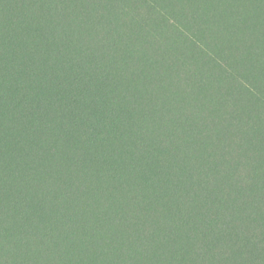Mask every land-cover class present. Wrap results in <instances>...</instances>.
<instances>
[{"label":"trees","instance_id":"16d2710c","mask_svg":"<svg viewBox=\"0 0 264 264\" xmlns=\"http://www.w3.org/2000/svg\"><path fill=\"white\" fill-rule=\"evenodd\" d=\"M15 2L19 13L14 12L13 0H0V53L13 54L10 48L16 46L29 65L0 64V264H141L145 251L147 256L156 252L159 260L168 249L162 236L152 233L153 202L139 198L131 183L132 169L144 156L150 169L155 166L167 175L162 193L172 198L179 199L183 188L191 187L195 154L186 152V176L179 179L159 155L179 153L172 146L173 137L200 132L214 94L219 108L233 111L235 107L228 86L220 89L210 81V66L202 71L204 80L199 78L201 70L193 56L203 51L209 64L233 75L231 55L244 53L245 31H252L253 25L256 30L264 19V11L260 12L264 4L259 0H42L48 18L38 30L50 31L57 40L47 49L25 26L26 16L39 12L38 1ZM37 27L31 26L32 31ZM261 34L256 30L259 41L251 37L256 48L251 64L236 63L247 80L258 48L264 53ZM40 75L42 86L37 85ZM262 79L258 74L251 77L260 93ZM99 81L106 83L101 92L94 87ZM183 105L188 112L179 114ZM28 109L41 125L32 141L21 139L17 127L6 120L18 119ZM195 116L198 124L189 126L187 120ZM216 116L208 114L207 123ZM157 123L170 134L160 136ZM79 128L81 141L100 144L103 162L91 148L72 144L78 140ZM119 135L133 138L131 164L123 167L113 155ZM62 138H69L65 145L71 144L72 152L51 145ZM83 147L92 153L85 173L94 184L72 172L70 162L78 158L74 148ZM209 148L205 146V159L210 158ZM11 152L17 162L9 164L6 157ZM28 152L39 166L37 171L23 158ZM27 171L25 183H9V175ZM202 176L196 175L198 181L194 176V181L203 186L207 178ZM35 206L41 209L43 226L38 224ZM176 227L172 224L164 234L169 232L175 240ZM61 246L69 247L70 255H62ZM17 248L23 252L21 263Z\"/></svg>","mask_w":264,"mask_h":264},{"label":"rangeland","instance_id":"374dc122","mask_svg":"<svg viewBox=\"0 0 264 264\" xmlns=\"http://www.w3.org/2000/svg\"><path fill=\"white\" fill-rule=\"evenodd\" d=\"M36 1H38L39 12L36 16L33 14L26 16L28 23L25 22V26L30 29V33L34 34L35 40L38 39L44 47L50 49L57 44V40L50 31L41 28V30H38V25L45 23L48 15L41 2L42 0ZM259 2L264 4V0H259ZM13 6L14 12L19 13L15 0H13ZM248 7V11H250L253 5L249 4ZM263 11L264 9L260 12L262 13ZM34 25L38 27L32 31L31 26L33 27ZM250 29L245 31L248 43L244 53H232L231 55L234 67L233 75H231L232 73H227L224 67L218 64H209V58L203 51L193 56L199 71L201 70V75H198L199 78L204 80L203 70L205 67L210 66L212 69L209 75L211 77L210 81L216 83V86L220 89L228 86L229 95L235 107L233 111L229 108L227 111H224V108H219L221 106H219V102L217 104V95L214 94L212 104L210 103L211 106L209 104L205 108L206 116L202 120L203 127H201L200 132L193 136L173 137L172 146L177 150L179 149V153L177 151L174 154L173 150H171L166 152V154L159 155V159L163 160L164 166L172 167L173 175L179 179L186 176L183 168L184 164L187 163L185 159L188 154L186 152L188 150L193 152L195 154L193 159L195 169L192 173L191 181L193 182L190 183L191 187L187 185L186 188H183L179 199L163 194L164 179L167 175L163 171L159 172L155 166L150 169L148 160L144 156L143 159H140L137 166L132 169L133 181H131L130 177L126 178L131 181L141 200L153 202L154 209L151 213L154 226L152 233L156 237L162 236L164 247L168 249L166 255L159 260L158 258L155 259L158 256L156 252L147 256L149 253L145 251L140 261L142 262L141 264H166V261H170L171 264H264L263 48H258V57L253 62L255 65H253L254 68H251L252 73L250 74V80L251 77L254 79L257 74L260 79L263 78L262 93L257 91L252 80L241 77L238 69V65L242 63L249 65L254 59L251 55L256 48L251 41V37L255 35V39L259 41L256 36V30H259L262 32L261 36H259L261 38L260 41L262 40L264 37V19L258 21L256 30H254V25L252 27L253 30L250 31ZM10 49L13 54L6 50L0 53V64H5L11 68H13L12 66L29 65L26 56H20L16 46ZM41 54L40 57L43 58V53ZM42 58H40L41 61L44 60ZM182 59L187 62L189 57L182 55ZM236 63L238 64L237 66ZM40 77L42 78L37 81L38 86L43 84L44 77L42 75ZM4 79L2 76L1 80L4 81ZM11 84L12 82L9 81L8 85ZM105 84L99 81L94 84V87L98 92H101L104 90ZM209 93L212 98V92ZM185 104L186 102L184 101ZM184 105L181 107L179 114L188 112ZM215 105H217L218 109L213 111V106ZM212 112L217 116L214 117V121L211 120L210 123V120H208L207 123V115H212ZM181 117L184 116L182 115ZM197 119V116L188 119L189 126L192 122L197 125ZM6 120L17 127V134L23 140L32 141L35 139V134L39 132L40 124L33 118L30 109L23 111L22 116L18 119L10 120L7 117ZM212 123L213 125L209 126ZM183 124L181 121V125ZM154 126L159 130L160 136H168L170 134L168 129L160 128L158 123ZM79 131L80 128L76 132L78 140L74 139L72 144H81L91 148L96 157L99 160L101 158V162H103L104 158L102 156L104 152H100V144L95 142L88 144L85 141H81L78 134ZM60 132L64 133L63 130H60ZM117 138L118 141L116 148L113 150V155L123 167L126 163L131 164L129 151L133 149V138L124 135H119ZM68 140L69 138H62L51 145H59L60 151L69 153L72 152L73 147L71 144L65 145ZM260 143L262 144L261 147L259 146ZM152 144L154 145L155 143ZM206 145L210 146V158L206 156L205 159ZM255 145L259 149L256 148L255 150ZM74 149L78 153L77 160L70 162L74 176H84L91 184H94V179H91L85 173V167L89 163L88 158L92 153L85 147ZM247 152L250 156L246 155ZM23 158L27 160V164L32 165L34 171L39 169L37 164L32 163L31 153H26ZM198 158L203 162L198 160ZM6 159L9 164L17 162L13 152ZM10 171L12 170L9 169ZM124 174L122 173V176ZM201 174L207 178L203 186L201 181L195 182L199 180L196 175L199 177ZM28 175L29 171L23 172L20 176L9 175V183H25L28 180ZM37 176L35 174L34 177L37 179ZM1 182L0 176V184ZM7 199H10V197H5V200ZM33 210L38 217V224L43 226L44 217L41 209L35 206ZM25 223L28 224L27 222ZM172 224L177 226L175 240L170 237L169 232L164 234L165 229ZM59 249L62 255H70L69 247L61 246ZM19 253L23 252L17 248L16 254H18L19 262L21 263L24 257ZM164 258L165 263L163 261Z\"/></svg>","mask_w":264,"mask_h":264}]
</instances>
